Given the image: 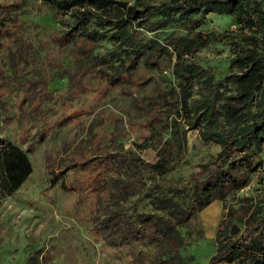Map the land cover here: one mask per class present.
Here are the masks:
<instances>
[{"label": "rangeland", "instance_id": "374dc122", "mask_svg": "<svg viewBox=\"0 0 264 264\" xmlns=\"http://www.w3.org/2000/svg\"><path fill=\"white\" fill-rule=\"evenodd\" d=\"M123 1L137 5L160 0ZM0 5V135L22 148L32 165L24 183L0 200V264H25L30 250L37 251V264H136L120 255L119 248L109 245L106 234L97 229L95 193L89 187L76 192L59 182L49 185L50 170L64 169L62 176L70 186L74 177L91 186L92 170L82 173L78 165L95 160L97 154L122 151L154 162L173 118L186 128L184 156L164 177L146 172V185L130 196L138 211L170 216L183 209L187 197H196V183L217 182V170L246 171L245 184L226 188L222 199L198 211L200 220L193 217V224L187 226L188 242L180 252L202 263L217 251L214 235L219 220L230 216L228 210L235 209L238 215L249 209L264 211V144L256 153L230 154L258 162L254 171L232 168L228 161L221 164L220 145L203 140L198 129L189 125L192 112L177 113L176 102L172 106L165 101L166 89L177 88L173 53H161L154 64L138 59L136 69L112 82V71L94 64L92 58L107 55L115 44L109 38L63 37L73 19L70 11H55L43 0H0ZM105 14L118 15L114 10ZM102 28L107 34L112 30L105 24ZM132 29L136 36L158 40L166 33ZM200 30L216 38L184 56L186 63L197 64L205 72L195 80L190 99L208 94L204 77L220 80L234 70L230 61L247 44L228 14H207ZM220 90L233 93L235 85ZM148 187L147 196L142 192ZM221 190L218 186L219 194ZM249 204L252 208L247 209ZM233 224L239 228L235 234L245 226L237 218L228 227ZM179 228L185 232L186 227Z\"/></svg>", "mask_w": 264, "mask_h": 264}, {"label": "trees", "instance_id": "16d2710c", "mask_svg": "<svg viewBox=\"0 0 264 264\" xmlns=\"http://www.w3.org/2000/svg\"><path fill=\"white\" fill-rule=\"evenodd\" d=\"M43 1L55 11L71 12L73 19L63 37L113 41L115 47L107 55L94 54L92 58L94 64L100 63L112 71L109 76L112 82L136 69L138 59L154 64L161 53H173L172 74L177 88L166 89V103L173 106L176 102L177 113L192 112L189 125L198 129L203 140L220 145L217 157L221 164L228 161L232 168L252 171L258 167L259 163L251 158H232L230 154L244 150L256 153L264 144V0H160L137 5L123 0ZM110 10L118 15L105 14ZM209 13L231 15L247 44L241 45L231 59L234 70L220 80L204 77L202 82L208 94L190 99L195 80L201 79L205 72L197 64L186 63L184 56L216 38L213 33L200 30ZM104 24L112 28L110 34L102 28ZM133 27L166 33L161 40L156 36L139 37ZM229 83L235 85V91L226 94L220 89ZM168 131L169 136L161 141L154 162L127 152L109 151L78 165L82 173L92 170L91 186H84L79 177L70 180V186L62 176L64 169L50 170L49 185L59 182L61 187L76 192L89 187L95 193L97 229L106 234L109 245L119 248L120 255L131 257L136 264H264V211L258 210L249 209L239 215L235 209L228 210L230 216L219 220L214 235L217 251L205 263L180 252L188 242L185 235L190 233L187 226L193 224V217L197 218L198 211L214 199H222L228 189L245 184L246 171L217 170V182L196 183L193 188L196 197L193 194L187 197L183 209L170 216L154 217L138 211V203L130 196L140 193L146 185V172L164 177L184 156L186 128L173 118ZM31 172L26 152L0 135V200L12 195ZM218 186L222 189L220 194ZM142 193L150 195L151 188ZM233 218L243 221L245 226L242 232L231 235L228 225ZM179 226L186 227L184 233ZM39 260L36 250L28 251L24 258L25 264H37Z\"/></svg>", "mask_w": 264, "mask_h": 264}, {"label": "water", "instance_id": "95a60500", "mask_svg": "<svg viewBox=\"0 0 264 264\" xmlns=\"http://www.w3.org/2000/svg\"><path fill=\"white\" fill-rule=\"evenodd\" d=\"M239 230L238 226L236 224H233L230 228V234L233 235Z\"/></svg>", "mask_w": 264, "mask_h": 264}]
</instances>
